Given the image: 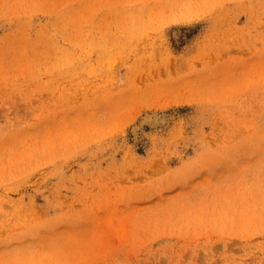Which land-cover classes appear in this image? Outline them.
Segmentation results:
<instances>
[{"label":"rangeland","instance_id":"rangeland-1","mask_svg":"<svg viewBox=\"0 0 264 264\" xmlns=\"http://www.w3.org/2000/svg\"><path fill=\"white\" fill-rule=\"evenodd\" d=\"M0 264H264V0H0Z\"/></svg>","mask_w":264,"mask_h":264}]
</instances>
